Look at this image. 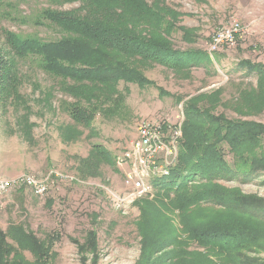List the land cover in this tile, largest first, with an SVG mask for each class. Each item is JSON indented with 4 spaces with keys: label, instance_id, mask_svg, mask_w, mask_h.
<instances>
[{
    "label": "rangeland",
    "instance_id": "rangeland-1",
    "mask_svg": "<svg viewBox=\"0 0 264 264\" xmlns=\"http://www.w3.org/2000/svg\"><path fill=\"white\" fill-rule=\"evenodd\" d=\"M13 1V5L0 6V55L5 51L12 53L6 43V31L54 40L62 32L43 20L42 12L48 8L72 10L80 5L63 0ZM167 4L181 13L179 26L196 30L192 43L183 39L181 31H174L175 48L207 51L210 60L190 66L185 72L191 73L189 77L155 64L145 70L155 85L120 82L118 88L125 95V106L112 118L97 115L93 136L89 129L81 127L83 135L66 142L60 126L73 121L62 106L74 99L63 92L61 79L43 70L33 57L17 60V87L24 102L0 93V182L32 178L47 187L43 196L36 195L33 186L27 183L0 192V227L13 247L11 255H18L21 264H138L146 246L152 249L151 264H231L227 255L236 256L234 251L245 263L264 264V171H256L250 178L217 182L239 190L238 198L262 204L248 203L244 209L203 205V213L191 218V225H209L206 229L212 230L205 233L207 238L230 235L213 230L214 226L228 225L240 238L233 246L230 238H225L221 242L216 240L218 243L211 245L214 248L201 247L177 211H169L165 216L150 209L149 222L144 225L138 203L147 196L130 204L118 200L126 195L127 168L119 157L136 138L137 123L142 119L164 121V130L169 126L173 129L183 123L186 99L219 90L221 104L217 113L264 123V110L255 115H242L235 110L240 91L251 89L257 82L256 73L250 74L238 63L240 60L264 63V0H167ZM234 19L239 23V31L233 46L224 45L212 51L213 37ZM158 87L171 95H162ZM24 114L34 123L31 140L22 135L18 126ZM93 143L107 147L116 164H103L100 175L85 176L79 171L80 159L88 157ZM262 144L264 150V138ZM225 154L233 162L227 147ZM20 225L43 241L48 251L36 256L28 238L24 244L11 239L9 231ZM167 227L176 233L171 236L162 233ZM91 232L96 236L95 250L87 245ZM163 237L167 248L157 249ZM202 257L206 261L201 262Z\"/></svg>",
    "mask_w": 264,
    "mask_h": 264
},
{
    "label": "trees",
    "instance_id": "trees-1",
    "mask_svg": "<svg viewBox=\"0 0 264 264\" xmlns=\"http://www.w3.org/2000/svg\"><path fill=\"white\" fill-rule=\"evenodd\" d=\"M63 1L80 5L72 10L48 8L42 12V19L62 32L58 38L46 40L5 32L6 43L12 53L5 51L0 55V93L15 96L24 102L17 87V60L33 57L43 70L61 79L63 92L74 99L63 102L62 106L73 121L60 126V134L66 142L79 139L84 133L81 127L89 129L91 136L95 135L97 115L112 118L125 106V95L118 88L120 82L155 85L145 73L148 67L160 64L177 75L188 72L193 64L211 58L207 51L175 48L172 41L174 31H181L183 39L192 43L196 30L178 25L181 13L171 8L167 0ZM13 2L0 0V6L7 7ZM238 65L247 68L250 74L256 73L257 82L251 89L240 91L235 110L242 115L258 114L264 110V63L240 60ZM185 75L189 77L191 73ZM158 89L162 95H171L161 87ZM220 104L219 90L201 92L184 101L182 137L176 163L168 175L152 179L153 196L147 195V199L138 203L144 225L149 222L150 209L165 216L169 211H177L192 238L198 239L201 247L209 248H214L211 245L217 244L216 240L221 242L225 238H230L233 246L240 239L239 235L228 225L214 226L213 230L218 234L224 232L230 235L207 238L205 233L212 230L206 229L209 225H191V218L203 213V205L244 209L248 203L259 204L254 200L238 198L239 190L217 182L237 177L250 178L256 171H264V123L231 119L217 113ZM18 126L26 139L33 138L34 123L30 122L29 115H21ZM226 147L232 153L233 162L226 157ZM103 164L115 166L116 158L103 144L93 143L88 157L80 159L79 171L85 176H98ZM16 227L8 233L11 239L24 244V239L28 238L36 256L48 251L33 232L21 225ZM139 228L145 232L141 223ZM164 232H168L169 236L176 233L171 228ZM89 235L87 245L95 250L96 236L93 232ZM7 237L0 227V264H21L22 259L18 255H11L13 247ZM164 240L163 237L162 245L157 249L167 248ZM234 252L237 256L238 251ZM236 256L227 255L233 262L231 264H248ZM141 258L138 264H151L152 249L146 246ZM204 261L206 258L202 257L201 262Z\"/></svg>",
    "mask_w": 264,
    "mask_h": 264
},
{
    "label": "built area",
    "instance_id": "built-area-1",
    "mask_svg": "<svg viewBox=\"0 0 264 264\" xmlns=\"http://www.w3.org/2000/svg\"><path fill=\"white\" fill-rule=\"evenodd\" d=\"M239 31V23L232 20L228 26L216 34L211 42V50H219L220 46H233L235 34ZM184 119V115H183ZM183 122V121H182ZM164 121L142 119L137 123V136L130 143L129 149L119 159L127 165L124 175L126 195L119 201L128 204L139 198L152 195L154 187L152 179L168 175L170 168L176 163L180 139L182 136V123L175 128L165 129ZM27 183L33 186L36 195L43 196L47 187L40 181L32 178L7 180L0 182V192H7L16 184Z\"/></svg>",
    "mask_w": 264,
    "mask_h": 264
}]
</instances>
